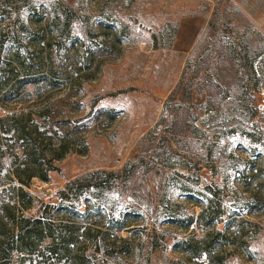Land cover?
<instances>
[{"label":"rangeland","instance_id":"374dc122","mask_svg":"<svg viewBox=\"0 0 264 264\" xmlns=\"http://www.w3.org/2000/svg\"><path fill=\"white\" fill-rule=\"evenodd\" d=\"M215 12L206 39L219 25V16L225 15L239 36L245 34L264 49V0H0V36L10 33L25 43L7 42L4 53L16 44L22 50L34 48L38 41L41 52L50 41L60 46L62 62L71 70L64 86L68 80L82 83L81 113L93 117L84 135L87 150L68 153L47 181L36 178L26 188L34 194V210L41 205V212L53 217L55 230L75 240L67 257L57 261L45 253L41 264H79L76 253L82 254L78 257L84 264H213L175 248V242L193 228L184 232L170 221L171 214L185 207V213L197 218L204 200L197 192L184 190L185 184L201 190L206 185L219 188L217 198L232 215L215 227L230 234L231 239L220 246L228 253L225 264H264V145L239 134L219 140L207 124L197 121L199 134L212 132L201 138L206 148L215 150L208 158L202 155L200 175L185 166L187 160L198 159V144L187 139L188 133L180 145L173 141L172 148L186 156L169 153L173 166L158 176L153 215L127 191L99 195L88 189L74 201L55 196L79 173L118 169L139 156L140 138L155 125L188 54ZM86 57L89 62L82 69ZM255 63L264 77V53ZM255 103L262 113L264 84L255 93ZM100 108L109 113L99 112ZM253 120L262 121L260 116ZM161 196L169 199L171 208L162 204ZM195 232L203 234L200 229Z\"/></svg>","mask_w":264,"mask_h":264},{"label":"trees","instance_id":"16d2710c","mask_svg":"<svg viewBox=\"0 0 264 264\" xmlns=\"http://www.w3.org/2000/svg\"><path fill=\"white\" fill-rule=\"evenodd\" d=\"M214 15L216 12L188 54L155 125L140 138L139 156L127 159L118 169L95 168L79 173L55 192L59 201L78 200L88 189L98 191L99 195L105 191L120 194L127 191L153 215L158 176L173 166L169 153L181 155L172 148V142L180 145L181 140L185 141L184 134L188 133L187 139L198 144V159H189L185 165L195 175L202 172V158L215 153L205 147L201 138L212 132L219 140L239 134L264 145V111L260 113L255 103V93L264 84L255 63L264 53L263 46H255L245 34L239 36L225 15L219 16V25L210 39H206ZM50 32L56 35L57 31L50 29ZM7 42L23 44L18 37L11 38L10 33L0 36V103L3 107L0 109V264H41L45 253L58 261L62 255L68 256L70 243L75 240L64 238L60 235L62 232L55 230L53 217L46 211L41 212V205L34 210V194L26 188L36 178L47 181L50 171L59 170L57 162L68 153L87 150L84 135L93 117L81 113L82 83L68 80V86H64L63 81L69 79L71 70L62 62L60 46L50 41V46L41 52V41H38L34 48L25 46L22 50L16 44L10 53H4ZM97 48L100 51L101 48ZM88 59L80 63V68L84 65L82 69H86ZM99 112L109 113L105 108H100ZM256 116L262 121L253 120ZM197 121L207 124L212 132L203 130L199 134ZM183 189L197 192L204 200L200 202L201 212L197 218L185 213V207L171 214L170 221L184 232L193 228L175 242V248L191 257L225 264L228 253L220 246L231 239L230 234L215 227L232 215L226 213L217 198L219 188L206 185L205 190L213 195L190 184H185ZM160 200L171 208L165 196ZM230 222H226V228ZM194 224L197 226L193 227ZM197 229L202 231V236L197 235ZM46 240L50 241L41 248ZM154 246L158 247L156 243ZM81 255L76 253V258L79 264H84L78 257Z\"/></svg>","mask_w":264,"mask_h":264}]
</instances>
